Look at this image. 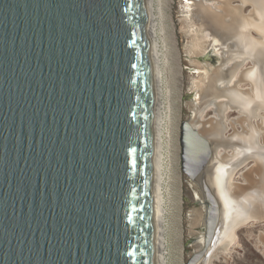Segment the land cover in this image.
Returning <instances> with one entry per match:
<instances>
[{"label":"water","instance_id":"obj_1","mask_svg":"<svg viewBox=\"0 0 264 264\" xmlns=\"http://www.w3.org/2000/svg\"><path fill=\"white\" fill-rule=\"evenodd\" d=\"M182 129L196 179L212 150ZM198 183L204 241L187 264L222 218ZM0 264H156L146 0H0Z\"/></svg>","mask_w":264,"mask_h":264},{"label":"rangeland","instance_id":"obj_2","mask_svg":"<svg viewBox=\"0 0 264 264\" xmlns=\"http://www.w3.org/2000/svg\"><path fill=\"white\" fill-rule=\"evenodd\" d=\"M202 1H204V3L206 2L208 6L210 5L213 10L219 11L222 1L225 0H171L166 11L167 16H165L167 20L166 28L169 29H167V35L165 34L168 54L167 63L165 65L164 81L167 93L170 92L168 96H171L168 97L171 113L170 121L172 120L171 122L169 121V124L171 132L173 131V135L171 133L172 140L170 144V150H172L171 160L173 163H171L169 168L171 177H169L170 193L168 197L170 230L167 243V264H187L193 252L201 249L198 244L201 242L200 237L202 234L198 233L201 230L202 221L207 210L205 204L196 203L197 197L201 195L200 185L197 179H192L184 171L182 160L183 147L181 142L182 124L186 120L192 121L195 118L194 111L196 106L194 104L195 101H192V97L193 93L195 97L196 82L204 76L205 71H209V62L212 68L215 69L218 68L221 63L216 53L218 52L219 46L223 44L216 37H214L212 43L209 44V36L203 35L205 34V30L203 29L204 27L201 26L202 18L200 15L202 13L200 11V13L198 12L199 7L197 6V4ZM226 1L231 2L230 4L232 7L236 8L243 18L250 19L252 24L255 21L257 23L258 19H262L257 11L258 8L254 5V1ZM200 30L203 31L201 32ZM249 35L251 38L257 39L260 44H264L263 31L251 27L249 29ZM195 40H197V42ZM199 42L206 47L203 51L196 53V46ZM234 51L233 48H230V52ZM253 66L250 60H248L244 65V70L262 71L260 72L259 84H256L262 97L259 99L253 98L254 95L251 90L254 84L252 81L240 82L237 89L243 92L246 97L250 98L252 101L251 110L241 106L239 109L230 112L227 116L228 122L226 121L227 130L220 132L219 135L214 138H210L207 134H202V136L208 138L210 141L212 139H221L224 141L225 139L231 140L234 134H242V136L248 137V134L255 132V150H251L252 154L240 156V153H238V150H240L239 144L237 142H231L230 147L221 145L218 149V153H222V157H218V159L226 162V165L228 164V159H233L236 156L240 157L236 162L239 160L242 161V163H238V170L234 174L235 183L232 186V191L234 192L237 188H241L240 190L244 191L240 197L242 203L246 205V213H249V207L253 209L255 207L259 208L264 206V171L262 170L264 169V69H261L259 65ZM170 70L171 72H169ZM227 100L228 99H225L224 101ZM201 122L206 127V130L210 128L211 130H220L219 126L221 123L216 113L211 110L204 114ZM175 139L176 141H174ZM224 158L228 159L225 161ZM247 173L254 179L255 184L257 182L261 185L255 187L258 189L255 192V188L252 190V192H254L252 195L248 194L249 187L253 185L246 181ZM209 185L212 192L215 193L219 199L223 212L224 204L221 198H226L224 190L223 192L218 191L219 193H217L213 191L210 183ZM229 205L231 210L232 204ZM197 219H200V223ZM197 237L198 239L194 240ZM230 239L229 252L224 255H222V253L217 254V256L212 255L205 264H264V217L256 220L246 218L242 224L235 228L234 234Z\"/></svg>","mask_w":264,"mask_h":264},{"label":"bare ground","instance_id":"obj_3","mask_svg":"<svg viewBox=\"0 0 264 264\" xmlns=\"http://www.w3.org/2000/svg\"><path fill=\"white\" fill-rule=\"evenodd\" d=\"M252 1L255 2L254 5L256 8H258L257 11L262 18L258 19L257 23L256 21L253 22V24L250 19L243 18L237 9L232 7L230 4L231 2L226 0L222 1L219 11L213 10L210 5L208 6V4L206 2L204 3V1L197 4L199 7L198 12L200 11L202 13L200 15L202 18L201 26L204 27L203 29L205 30V34L203 35L209 36V44L212 43V39L214 37H216L223 44L219 46V49L217 50L218 52L216 53L221 60L218 68H212L211 63L209 62V71H205L204 76L199 80L197 79L198 81L196 82L197 84L194 103L196 106L194 111L195 118L192 121H189V123L192 130H195L200 136H202V134H207L210 138L218 136L220 132L227 130L226 121L228 122L227 116L230 112L235 111V109H239L241 106L251 110L252 101L250 98L246 97L243 92L237 89L240 82L252 81L254 84L251 90L254 95L253 98L259 99L262 97V95H260V90L256 85L259 84L260 72L262 71L250 69H247L246 71L244 70V65L248 62V60H250L251 64L254 65L253 67L259 65L261 69H264V44H260L257 39L255 40L249 35V29L251 27L264 32V0ZM170 2L171 0H146L147 23L154 75L156 264H167V243L170 230V222L168 217V197L170 193L169 168L171 163H173L171 160L172 150H170L173 131L171 132L169 124L171 113L168 97L171 96H168V93L170 92L167 93V88L164 81L165 65L167 63L168 54L165 34L167 35V29H169L166 28L167 20L165 16H167L166 11ZM195 41L197 42V40ZM200 43L201 42L197 43V50H195L196 53L203 51L206 47ZM230 48H233L237 52H230ZM169 72H171V70ZM225 99L228 100L224 101ZM209 110L216 113L217 118L221 123L219 126L220 130H211V128L206 130V127L201 122L204 114ZM182 132L183 129L181 131V139ZM254 136L255 132L248 134V137L242 136V134H234L231 140L225 139L224 141L221 139H212L210 141L208 138L202 136L210 143V148L213 155L211 158L212 161L210 160L211 163L209 161L208 165L206 166V172L208 175L207 181L211 184L213 191L219 193L223 192L224 190L226 198H221V201L224 204V211L222 212V218L217 230L216 238L214 239L213 244L210 245L206 255L199 261V264H205L212 255L217 256L219 253L224 255L225 253L229 252V245L231 242L230 238H232L235 228L242 224L246 218L256 220L264 217V206L259 208L255 207L253 209L252 207H249V213H246V205L242 203L240 197L244 191L240 190L241 188H237L234 192L232 191V186L235 183L234 174L238 170V165L242 163L241 160L236 162V160L240 157L236 156L233 159L224 158L225 161L228 159L227 165L226 162L222 160L220 161L218 159V157H222V153H218V149L220 148L219 146L225 145L226 147H230L231 142H237L239 144L240 150H238V153H240V156L249 155L250 153L252 154L251 150H255ZM174 141H176V139ZM204 169L205 167L202 170ZM262 170L264 171V169ZM202 177L203 171L197 176V181L202 179ZM246 181L253 185L248 189V194L250 195L258 190L255 188L256 186H261L257 182L255 184L254 179H252L248 173L246 176ZM254 188L255 190L252 192ZM229 204H232L231 210ZM203 241L204 240L201 239L200 244H198L199 247H202Z\"/></svg>","mask_w":264,"mask_h":264},{"label":"flooded vegetation","instance_id":"obj_4","mask_svg":"<svg viewBox=\"0 0 264 264\" xmlns=\"http://www.w3.org/2000/svg\"><path fill=\"white\" fill-rule=\"evenodd\" d=\"M202 171H203V176H206V179H207L208 175H207V172H206V168L204 170H202ZM196 178H197V176H196ZM200 190H201V188H200ZM196 203L197 204H205L206 206L208 204L206 202V200H205V195H204V192L202 190H201V195L199 197H197V199H196Z\"/></svg>","mask_w":264,"mask_h":264}]
</instances>
